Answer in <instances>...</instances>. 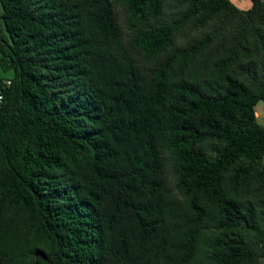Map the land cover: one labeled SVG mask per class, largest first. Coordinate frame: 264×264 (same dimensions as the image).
Segmentation results:
<instances>
[{"label":"trees","instance_id":"trees-1","mask_svg":"<svg viewBox=\"0 0 264 264\" xmlns=\"http://www.w3.org/2000/svg\"><path fill=\"white\" fill-rule=\"evenodd\" d=\"M0 2V264H261L264 0Z\"/></svg>","mask_w":264,"mask_h":264},{"label":"rangeland","instance_id":"rangeland-1","mask_svg":"<svg viewBox=\"0 0 264 264\" xmlns=\"http://www.w3.org/2000/svg\"><path fill=\"white\" fill-rule=\"evenodd\" d=\"M118 8H121V1L122 0H115ZM233 3L240 9H248L252 6V0H232ZM1 6V4H0ZM2 11V6L0 7ZM187 8V3L185 0H165L164 7H163V15L166 17V15H182L184 11ZM211 29L210 25H205V27L199 26V25H190V27L187 30H182L178 34V41L179 43H184V41L187 39L185 36V32L189 31L190 37H200L205 33V31H208ZM5 75H12V71H8L6 73H3ZM256 109L258 111H261V116L259 117V122L264 124V101L260 100L256 106Z\"/></svg>","mask_w":264,"mask_h":264},{"label":"built area","instance_id":"built-area-1","mask_svg":"<svg viewBox=\"0 0 264 264\" xmlns=\"http://www.w3.org/2000/svg\"><path fill=\"white\" fill-rule=\"evenodd\" d=\"M7 84H11V80H8ZM4 102H5L4 86H0V117H1V111L4 106Z\"/></svg>","mask_w":264,"mask_h":264},{"label":"crops","instance_id":"crops-1","mask_svg":"<svg viewBox=\"0 0 264 264\" xmlns=\"http://www.w3.org/2000/svg\"><path fill=\"white\" fill-rule=\"evenodd\" d=\"M0 4H1V2H0ZM2 6V5H1ZM0 6V7H1ZM3 13V7H2V11H1V8H0V15ZM257 106V105H256ZM255 109H256V107H255ZM256 114H257V116H258V119H259V117L261 116V111H258L257 109H256ZM262 124V123H261ZM261 264H264V256L261 258Z\"/></svg>","mask_w":264,"mask_h":264}]
</instances>
